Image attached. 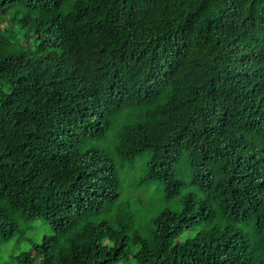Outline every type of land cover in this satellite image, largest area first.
I'll return each mask as SVG.
<instances>
[{
  "label": "trees",
  "instance_id": "obj_1",
  "mask_svg": "<svg viewBox=\"0 0 264 264\" xmlns=\"http://www.w3.org/2000/svg\"><path fill=\"white\" fill-rule=\"evenodd\" d=\"M116 126L179 207L148 236L85 224L119 198L90 146ZM27 224L52 233L6 264H264V0H0V251Z\"/></svg>",
  "mask_w": 264,
  "mask_h": 264
},
{
  "label": "rangeland",
  "instance_id": "obj_2",
  "mask_svg": "<svg viewBox=\"0 0 264 264\" xmlns=\"http://www.w3.org/2000/svg\"><path fill=\"white\" fill-rule=\"evenodd\" d=\"M116 128L117 126L111 129L105 137L92 140L90 142V146H93L103 152L105 157L115 159V163L118 167L121 178L119 198L111 208L107 207L101 212L87 214L90 216V218L85 224L93 228L108 218L112 220L113 217H116L118 214H123V212H126V214L129 215L130 212L132 215V221L130 222V232H138L143 236H148L152 224L151 215L155 210H160L164 207L179 209V207H175L174 201L165 200L162 189L155 183L144 185L138 184L140 179L147 171L150 151L140 155L133 163H122L120 159H116L113 153L116 144ZM187 170L188 169L184 164L178 166V172H180L179 176L181 174V176L185 179V185L179 195H177L178 199L186 194H189V192H192V194H195L196 196H200L198 190L197 192L192 190L190 176L187 174ZM79 220L80 219H77L75 228L78 227ZM83 225L84 221H81V227H83ZM202 226L204 225H200L199 228ZM51 233V229L47 228L46 224L41 230L30 228L29 224L22 226L20 233L15 234L10 240L4 241L2 243L0 251V264H6L7 259L12 254L22 252L31 246L32 242L35 240H40L44 237V235ZM192 234L193 231H186V235ZM79 237L83 238V234H81ZM182 240L183 237H179L175 240V242H180ZM136 246L137 245L133 240H129L128 257H130V262H133L132 258L136 251Z\"/></svg>",
  "mask_w": 264,
  "mask_h": 264
}]
</instances>
